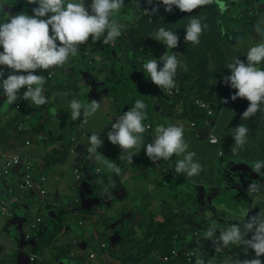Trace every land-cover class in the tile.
Instances as JSON below:
<instances>
[{
  "label": "crops",
  "instance_id": "obj_1",
  "mask_svg": "<svg viewBox=\"0 0 264 264\" xmlns=\"http://www.w3.org/2000/svg\"><path fill=\"white\" fill-rule=\"evenodd\" d=\"M90 1L92 0H84L86 7L91 4ZM244 1L247 0H239V4L244 3ZM67 2H72V0H67ZM221 2L226 6L224 0H221ZM36 6L38 5L28 4L27 0H0V23L5 22L8 17L20 13L33 15L32 9ZM209 6L208 10H195L186 17L187 22L190 23L191 19L195 18L200 20L202 26L206 24L207 28L202 31L198 45L189 42L191 44L190 47L186 48V50L184 49L179 55L175 53L180 63V59H186L189 60L190 66L186 71L178 68L175 76L176 85L171 90H176L178 87L180 91H178V94H180H175L176 97L174 98L152 83L151 78L146 75L142 68L143 61L153 59V56H149L151 52H148L146 48L151 51L161 49L162 42L160 43L159 41L157 43L152 37H150L148 47L145 44L138 43L135 48L133 46L137 42L131 38L125 40L119 46L116 40L113 43L104 44L102 41H94L90 37V42L79 46L78 55L74 58L70 57L69 62L64 66L54 67L50 70L37 69L36 74L46 77L47 82L43 86L42 94L49 102L41 106H35L29 102L39 116H42L39 122H37L34 113L32 115H28L25 112L20 113L24 120H22L21 124L22 131L25 132L23 139L26 140V143L24 142V147H11L13 143L20 145L22 142H15L16 138L9 132L11 130L10 126L9 129L2 128L4 121L7 123L17 113L11 105L8 104L5 107L6 96L3 93V88L0 87V134H2V139H0V164L4 157L19 153L32 158L35 162L38 161L35 178L39 182L41 189L46 191V194H41L43 199L41 201L39 199L40 203L38 204L41 208L38 205L37 207L42 210L47 205L46 209L48 210L43 209L42 215L44 217V214H46L45 218L49 220V223L45 221L41 226L48 227L53 224V219L48 214L50 210L55 211V214H51L52 217L60 218L66 214L68 218L72 217V220L76 221L78 225L77 228L66 231L65 238L59 242H51L39 250L27 246L25 250L30 256L37 255L42 257V261L44 260L42 263L37 258L33 264H46L54 259H61L64 264H185V262L180 263L177 257L170 261L164 260L166 255L170 256L171 252L176 250L173 244L177 242H180V247L177 250L183 251L185 254L187 251L199 249L204 255H207L208 263L206 264H233L235 259L243 261L256 257L254 250L249 248L250 251L247 252L244 245L238 246L230 243L227 246H221L214 244L213 240L218 239L219 236L213 234L212 238H206L207 230L204 229V226L197 225L182 209L184 205H187V207L191 205V198L184 195L191 191L190 185L202 187L212 183V181L206 182L208 178L217 176L211 173L210 165L214 164V158L223 155V149L222 147L212 148L210 146L220 145V142H224V139L232 135L225 129L230 125V123L225 122L227 117L225 110L232 108L231 112L233 113H237L238 110L243 113L249 106V104L246 106L242 105L244 98H237L235 101L231 99L232 94L237 90L232 89L223 82L224 77L231 74L230 69L226 65L232 62L233 58L241 56L243 53L247 54L250 47L264 42L260 40L255 32L254 24L248 29L249 32L240 25L239 31H234V35L228 30L231 36L230 43H232L233 48H237L248 35L250 37L248 44L250 45L247 44L245 46V48H248L246 51H244L245 48L241 52L230 51L227 45L223 46V44H220L224 40L221 39L224 33L219 23V19L222 17L219 6L215 2L209 4ZM10 7L13 8L11 13L8 11ZM261 10H264V5ZM89 12L91 14L90 8ZM244 12H246L245 8L239 7L238 13L234 14V18L238 19L236 15ZM206 15L209 16L206 17ZM123 18L115 20L118 22L122 19L121 23L118 22L123 25L122 32L126 28ZM260 23L264 27V19ZM143 28L142 25L140 31L144 32ZM153 31L156 33L158 29ZM145 32L148 36H154V33H149L148 30H145ZM224 32L227 34V30L225 31L224 29ZM50 34H52L51 26ZM178 37L179 41L184 39L182 35H178ZM162 49L167 54L172 55V50L167 49L166 45ZM0 51H3L2 47H0ZM121 51L122 56L126 55L127 58L128 54L132 53L126 59L125 67L121 69L122 71L125 70L126 78L128 77L126 81L130 79L131 90L125 88L122 91L123 88L117 87L116 89L115 87L106 86L111 79L108 66L115 68L117 63L114 54L121 53ZM91 55L93 57L89 60V66H93L94 61L106 63V66L99 70L100 73H93L88 65L85 64L84 58ZM239 59L247 63V57ZM157 61L160 60L158 59ZM160 64L162 67L161 61ZM195 64H197L199 76L201 75V90L186 91V87H182V81L186 78L187 73L193 75L194 69L192 66ZM257 66L264 69V61ZM8 74H10V70H5L4 78H7ZM49 74H53V77L48 78ZM198 81L199 79L197 78L196 83ZM67 83H74L82 88L83 91L78 90L82 97L80 100L77 98V101L82 104H88L94 99L100 104V108L94 115L88 117L86 123L81 122L83 116L75 121L70 118L69 102L76 99L72 96L71 91H67ZM94 83L98 86L97 94H99L95 98L89 99L88 95ZM24 91H26V87L19 90L18 95L22 97ZM187 95L188 100L184 102L187 99ZM227 97L231 99V105L225 106L223 99ZM137 99L144 101L147 105L145 110L146 119L142 123L147 122L148 125H154L155 128L150 133L152 134L151 137L146 132H144L145 136L141 134L142 143L130 150L132 153H137L132 160H129L128 156L121 159L120 156L123 153L120 146L113 145L108 140L107 133L111 130L112 123L122 116L124 112L130 110ZM177 99L179 100L178 102ZM195 99L209 104L214 113L218 110V107L222 109L217 119L212 118L214 115L208 116L204 110L198 109L197 105L194 104ZM181 101L185 103L184 114L178 112V115L175 109L176 107L179 109ZM260 109L250 119L241 120L242 124L249 128V132L254 134L253 136H256L255 133L264 125V102L261 103ZM10 111H13L14 115H10ZM48 111L51 114L47 113ZM168 111H170V116L173 114V119L168 118L166 120ZM198 112L202 113L199 119L200 125L192 118L189 124L190 130L184 129L185 118ZM44 114L50 115L47 117ZM148 118H151L150 121ZM239 119L237 117V121ZM43 120L46 121L44 122ZM194 122L196 125L194 124L193 126L192 123ZM41 124H43L41 132L36 131L35 127ZM157 125H177L183 128L184 140L189 145L187 151L195 152L194 161L202 165L203 170L198 175L187 177L185 174H177L175 172L177 161L183 159L186 153L181 155L173 154L168 160L161 159L155 164L151 163L152 161L146 155L145 145L152 142ZM198 126L200 128L197 129ZM93 134H98L103 144L98 150L90 152L89 149L92 145L89 138ZM211 134L218 137V144L213 145L209 142L208 137ZM203 135H208V137L204 138ZM27 142L30 144L27 145ZM60 148L66 149L67 152L62 153V150H59ZM92 157H98V159ZM250 161L253 160L251 159ZM107 162H114L120 168V173L117 175L114 170L109 169ZM172 163H175L174 166H172ZM78 164L83 166L82 169L86 168L84 170L93 175V190L90 197H84L80 189L77 190L73 187V169ZM229 166L240 169L243 165L227 164V167ZM12 170V175L9 178H3L1 181L4 183L0 184V201L14 194L13 188L17 187V184L22 179L24 172L22 166L17 165ZM222 171L223 169L221 168L220 172ZM42 177L46 178L44 182L41 180ZM11 181L13 186L9 184ZM262 181L264 182V176ZM183 188L185 189L182 190ZM259 188L264 189L263 187ZM182 191L184 194H182ZM30 193L31 191H28L20 196L15 209L24 205L28 198L32 199L33 191L31 195ZM176 194L179 195L177 196ZM181 195L185 197L180 200ZM258 208V213L264 215V211L260 207ZM65 210L66 212H64ZM181 212H183L181 217L184 222L183 226L175 222L178 220L176 217L178 215L181 216ZM174 213L178 215H174ZM127 214L131 215L132 218L136 216L141 218L131 230L130 239H123V244H120V246L126 247L132 242L130 251H121L120 258H118V251L113 252L115 249L107 245V239L110 242V235L113 234V229L106 228V223L118 221ZM3 223L0 221V245L10 239L6 230L3 229L6 226ZM131 225V222L125 221L124 237ZM191 227L194 228L193 233H190ZM167 232L171 234L170 237ZM251 235L249 233L245 238L248 239ZM97 238L102 240L100 251L93 248V242ZM166 239H170L172 244L171 252L161 256V252L166 251L168 247L161 246L160 242ZM153 241L158 243L152 245ZM233 247L234 249H232ZM12 253L14 257L19 254L16 248H14ZM90 253L95 254L94 259L90 258ZM112 254L114 258H111ZM3 255H1L2 259ZM260 259L264 262V255ZM11 262L13 260H9V264H12Z\"/></svg>",
  "mask_w": 264,
  "mask_h": 264
},
{
  "label": "clouds",
  "instance_id": "obj_2",
  "mask_svg": "<svg viewBox=\"0 0 264 264\" xmlns=\"http://www.w3.org/2000/svg\"><path fill=\"white\" fill-rule=\"evenodd\" d=\"M149 4L152 0H148ZM217 3L221 12L225 11V4L221 0H158L153 12L163 5L165 11L172 12L178 8L181 12L191 13L194 9L204 5ZM28 4L38 5L32 9L33 15L24 13L8 17L0 23V87L6 96V103L12 105L19 97V90L26 87L22 98L35 106L48 103V99L42 94L43 86L47 82L44 75L36 74L37 69L50 70L54 67L64 66L69 62L70 57L78 55L79 46L89 41L91 37L94 41H102L104 44L113 43L121 36L123 25L110 17L118 13L123 7L124 0H92L86 7L84 0H27ZM91 10V14L89 12ZM50 26L51 32L50 34ZM207 28L201 25L200 20L191 19L186 27L184 40L194 45L200 43V35ZM255 32L261 41H264V27L261 23L255 25ZM153 39L164 43L167 49L176 48L179 44V37L176 33L160 27L153 35ZM59 42V43H58ZM131 56L132 53L130 52ZM247 63L233 58L226 67L231 74L224 77L223 82L235 91L231 99L246 98L249 106L242 113L241 120L250 119L257 111L261 110L260 105L264 102V69H259L256 65L264 61V42L257 43L249 48ZM159 60L162 67H158L157 59L143 61L142 68L152 83L161 88L163 92H170L176 85L174 77L177 70H187V66L181 64L175 55L164 53ZM5 70H10L7 78H4ZM26 74H17V73ZM54 98V97H53ZM185 102V101H184ZM70 118L75 121L81 118L82 123H86L88 117L94 115L100 108L99 102L91 100L88 104H82L77 100L69 102ZM147 105L144 101L137 99L135 105L130 110L124 112L114 123L107 133L108 140L113 145L120 146L123 159L128 156L129 160L137 153L130 150L136 148L142 140V135L146 132V124L142 121L146 119ZM154 130L152 125L149 130ZM249 128L243 124L235 127L232 134L234 145L231 151L236 153L247 142ZM92 147L90 152L98 150L103 144L98 134H93L90 138ZM212 142H215L214 140ZM188 143L184 140V131L177 125H157L155 136L152 142L146 145V155L151 161L158 162L161 159L168 160L173 154L183 156L177 161L175 172L185 174L187 177L198 175L203 169L202 165L194 161L195 152H188ZM98 159V157H92ZM107 167L114 170L118 175L120 168L114 162H107ZM252 171L264 176V162L257 161L251 165ZM249 190L255 186L249 184ZM259 188V187H258ZM255 199V198H254ZM223 208V205H220ZM246 217V219H244ZM241 222L234 223L220 232L218 240H213L214 244L227 246L228 244L244 245L245 251L252 249L256 258L245 259L243 261L235 259L233 264H264L260 257L264 255V215L260 213L249 216L248 212L243 213L238 218ZM215 228H209L206 238H212ZM251 233V237H245ZM196 264H203L199 258Z\"/></svg>",
  "mask_w": 264,
  "mask_h": 264
},
{
  "label": "rangeland",
  "instance_id": "obj_3",
  "mask_svg": "<svg viewBox=\"0 0 264 264\" xmlns=\"http://www.w3.org/2000/svg\"><path fill=\"white\" fill-rule=\"evenodd\" d=\"M129 1L134 2V5H133V8L131 9V13L129 14L132 17L129 18V17L125 16L123 18V23H124V25L126 27L125 30L123 31L124 35H130V37H133L140 44H142V45L145 44V46L148 47V42L150 41V37L148 35H146L143 31H140L139 25L141 24L142 21H144L146 19V13L148 11L150 12L149 15H151V13H153L152 8H154L156 6V4L158 3V0H152L151 4H149L148 0H129ZM224 1L226 2V8H225V11L221 12V16L223 18L220 17V19H219V23H220V26H221L220 28L222 29V32L224 33V36H221V39H224V40H222V42H220V44L221 45L223 44V46L227 45V47H228V49H230V51H239V52H241L245 48V46L250 42V37L247 35L246 39L243 40V42H242V44L240 46H238L237 48H233L232 47V43H230L231 36L229 35V31L231 32L232 35H234V31L238 32L239 31V26L241 25L243 28H245L247 30V32H249L248 29L250 28V26H252L253 24L256 25L257 23H260L264 19V10H261V9H263L264 0H247V1H244V3H240V4H239V0H235L236 1L235 4H233L232 0H224ZM90 2H92V1H90ZM143 2H144V4L141 5V3H143ZM123 7H124V4H123ZM239 7H244L245 11H246L244 13H239V15L238 14L236 15V18H238L241 22L238 19L234 18V14L238 13V8ZM127 8H128V6H127V3H126V9ZM209 8H210L209 5H204V6L200 7V8L194 9L193 11H195V10H208ZM158 9L160 10V12H161V14L163 16H166V14H167L171 18L172 21H175V24L173 26L174 29H175V33L177 35L185 36L186 27H187V23L188 22L186 21L187 22L186 24H182L180 18H183L184 16H186L189 13L188 12H181L178 8H175V6H174V9H173L172 12L165 11V7L163 5H161ZM207 16H209V15H206V17ZM151 19H153V18H151ZM121 21H122V19L119 20L118 22L121 23ZM143 27H145L144 24H143ZM134 28H135V30L138 31V34H135ZM224 29H225V31L227 30V34L224 32ZM155 41L157 43L159 42L157 40H155ZM137 45H138V43H136L133 46V48H135ZM190 45L191 44L189 42H186L184 39L180 40L178 46L176 48L171 49L172 50V55H175V53L179 55L180 52H182L184 49L190 47ZM248 45H250V44H248ZM164 46H165V44L162 43L161 44V49H158L157 51H156V49L152 50L153 51V55H154L153 59L156 58L158 60L159 57L164 55V53L166 52L164 49H162ZM153 48H155V47H153ZM247 49L248 48L246 47L244 51H246ZM225 52H226V50H225ZM236 53H238V52H236ZM158 55H160V56H158ZM168 55H170V54H168ZM114 56L116 57L115 60H116V63H117L116 72H115V78L114 77L112 78V76H111L110 82L107 83L106 86H109L111 88L117 86L119 88H123L122 91H124L125 88L131 90L132 89V85L129 84L126 81L127 78H126V75H125V70H123V71L121 70V69H123V67H125V63L127 61L126 59H128L130 57V55L128 54V58H127L126 55H124V57H125L124 58L122 56V51H121V53H115ZM92 57H93L92 55L85 57L84 58V61L86 62L85 64L88 65V67L91 69V71H93V73L94 72L95 73H97V72L100 73L99 70L104 68L106 66V63L105 62H101V61L100 62H97V61L95 62L94 61V65L93 66H89V60ZM238 57L239 58H246V53H243V55L238 56ZM180 61H181V64L186 65L187 68L190 66L189 60L180 59ZM196 65L197 64L192 66V68L194 69L193 75L187 73L186 74V78H184V80L182 81V87L185 86L186 87V91H199V90H201L200 89L201 88L200 87L201 75L199 76V73L197 72L198 69H197ZM256 67L261 69V67H258L257 65H256ZM108 68H110V66H108ZM197 78L199 79V81L196 83ZM66 87H67V91H71V93L73 94L72 96H74V99L77 100V98H78V100H80L82 95L80 94V91H78V90H81V91H83V90H82V88H80L79 85H75L74 83H67ZM173 91L175 92V94H178L179 88L177 87V89L176 90L174 89ZM178 101L179 100L177 99V102ZM186 102H187V100H186ZM248 104H249V101L246 98H244V100L242 101V105L246 106ZM178 105H179V103H178ZM5 107H7V103L6 102H5ZM197 108L200 109L201 111H203L198 106H197ZM175 110H176V113L178 114L179 109L176 107ZM231 110H232V108H229L228 110H225V112L227 113V117H226L225 122L230 123L229 127L225 128V129L227 131H229L231 134H233L234 131H235V127H237L238 125L242 124V122H241L242 113L239 110L237 111V113L236 112L233 113V112H231ZM221 111H222V109H220L218 107V110L215 111L214 116L212 118L217 119V117L220 115ZM16 113H18V112L16 111ZM47 113H50V111H48ZM9 114L10 115H14L13 111H10ZM34 115L36 117L37 122H39V119L42 116H39L38 113H35ZM49 115L47 116L46 114H44V116H47V117H49ZM167 115H168L167 117L165 116L166 120L168 118H172L173 119V114L170 116V111L167 112ZM201 115H202V113L198 112L197 114H195L193 116L186 117L185 118V124H184L183 128L184 129H189V124H190L192 118H193V120L198 122V124L200 125V120L199 119L201 118ZM44 116H43V118H44ZM237 117L240 118L238 121H237ZM151 118H148V120L150 121ZM43 121L45 122L46 120H43ZM143 124L145 125V124H147V122L143 123ZM194 124L196 125L195 122H194ZM2 128L9 129V126L7 125V123H5V121H4L3 125H2ZM152 128H155V126L152 125ZM198 128H200V126H198L197 129ZM153 131L154 130L152 129L151 132H153ZM255 134H256V136H253L254 134L249 132L248 135H247V138H248L247 142L236 153H233L231 151L232 146L234 145V142H235L234 141V137L232 135H229L228 138L224 139V142H220V145L210 146L212 148L222 147L223 155L213 159L214 164L210 165V169H211V173L212 174H216L217 176H214L212 178H208L206 180V182L207 181L208 182L212 181V183H214V181L217 178L220 180V173H221L220 170H221V168L223 170H225V167L227 166V164H241L244 167L245 166L251 167V165H253L257 161L264 162V125ZM142 135H144V133ZM207 137H208V135L204 136V138H207ZM208 140H209V137H208ZM141 143L142 142L140 141L138 144H141ZM208 156H211V155H208ZM251 159L253 161H250ZM251 163H253V164H251ZM174 164L175 163H172V166H174ZM262 171H264V170L262 169ZM254 185L264 188V182L262 181V179H260L259 184H254ZM184 189L185 188H183L182 190H184ZM223 192H224L223 196H225L224 201H225L227 207L229 208V207H231V203L228 201L227 197H228V194H229L230 191L225 190ZM182 194H184L183 191H182ZM21 195L22 194H17V196L19 198H20ZM184 195H181L180 200L185 197ZM12 196H13V194H12ZM251 198L254 200L255 205H257L258 203H257V200L254 199V194L251 195ZM39 207L41 208V206H39ZM39 207L36 206L35 210L32 212L33 220L36 219L37 217H41L43 219V223L45 221L49 223V220H47L45 218L47 215L44 214V217L42 215V212H44V210L43 209L39 210L38 209ZM182 214H183V212H181V216H182ZM174 215H178V214L174 213ZM74 222H75L76 228H77L78 225H77L76 221H74ZM175 222H178L177 223L178 225L180 224V226H183L180 221H175ZM206 225L207 226L205 228H209L208 224H206ZM197 228H199V226H197ZM193 229L194 228L191 227L190 233H193V231H194ZM107 242H108L107 245L110 247V242H109L108 239H107ZM93 244H94L93 248H95L97 251L101 250V248H100V246L102 244V240L101 239H99V238L95 239ZM173 247L176 248V250L179 249L180 242L174 243ZM232 249H234V247ZM169 250L170 249H168V251L166 250V251L161 252V256L163 254L168 253ZM115 251H118V256L117 257L120 258L121 251H126V247L117 245ZM115 251H113V252H115ZM249 251H250V249H247V252H249ZM111 258H114L113 254H112ZM254 258H256V257H253L251 259H254ZM165 263H167V262H165ZM123 264H125V263H123Z\"/></svg>",
  "mask_w": 264,
  "mask_h": 264
},
{
  "label": "water",
  "instance_id": "obj_4",
  "mask_svg": "<svg viewBox=\"0 0 264 264\" xmlns=\"http://www.w3.org/2000/svg\"><path fill=\"white\" fill-rule=\"evenodd\" d=\"M12 10V7L8 9L10 13ZM111 19L112 17H110V20ZM157 62L158 67H161L160 61ZM97 89V84H92V90L88 95L89 99L92 97L95 98L99 94H97ZM151 163L155 164L156 162L154 163L152 161ZM236 168L237 167L232 168L230 166H226L225 170L220 173V180L217 178L214 183L207 184L202 187L190 185L191 191L185 193V195L191 198V205L188 207L187 205H184L182 207L183 211H185L197 225H203L205 228L207 226L206 224H208L209 228L214 227L216 230L214 234L218 236L225 228L234 223L241 222L238 218L241 217L243 213L248 212L249 216H251L258 214L259 211L258 204L255 205L254 200L251 198V192L253 190H249L248 186L249 184L254 185V183L260 181L263 176L261 178L258 174L253 172L252 168L249 166H245L240 169ZM84 169L83 172L85 174V178L80 187L75 189H80V191L84 194V197H90L93 190V175ZM11 175L12 174H10L8 178ZM9 184L10 186H13L12 181ZM13 189V191H15L16 187ZM225 190L230 191L227 197L228 201L231 203V207L229 208L224 201L225 196H223V191ZM32 191L33 194L31 195ZM31 193L30 195L32 199L28 198L24 205L15 209L13 216L0 220L5 223L6 226L3 229L6 230L8 237L10 238L9 241L0 245V264H9V260H13V262L16 261V264H33L35 262H31V256L25 250L27 246H31L39 250L51 242H59L65 238L66 231L76 228V224L72 220V217L68 218L66 214L60 218L55 216L52 217L51 214H55V211L50 210L48 214L49 217L53 219V224L49 227H43L40 225L35 230H31L29 228V224L33 221L32 212L40 203L41 199H43L41 198V187L39 182L35 181ZM220 205H223V208H221ZM46 208L47 205L43 207L44 210H48ZM64 212H66V210ZM181 217L182 216L178 215L176 217L178 219L177 221H181V224L184 225ZM139 218L141 217L136 216L135 218H132L131 215L127 214L118 221L106 223V228L113 229V234L110 235V247L112 249L116 250L117 245L123 244V239H130V232L136 225ZM244 219H246V217H244ZM126 220L131 222L132 225L124 237L123 232ZM209 228L205 229L208 230ZM131 243L126 246V251H130L129 249L131 247ZM14 248H16L19 252L16 257H14V254L12 253ZM3 253H5V255H3ZM1 255H3V259L1 258ZM38 258L42 261V257ZM13 262L11 263L13 264ZM43 262L44 260L42 263ZM46 264H64V261L61 259H54L52 262L48 261Z\"/></svg>",
  "mask_w": 264,
  "mask_h": 264
},
{
  "label": "built area",
  "instance_id": "obj_5",
  "mask_svg": "<svg viewBox=\"0 0 264 264\" xmlns=\"http://www.w3.org/2000/svg\"><path fill=\"white\" fill-rule=\"evenodd\" d=\"M90 40H91V38H89L88 42H90ZM88 42H86V43H88ZM52 77H53V74L48 75V78H52ZM167 93L170 97H173V98L175 97L174 91L170 90V92H167ZM26 103H29V102L24 100L22 97H20L11 106L14 108L15 111L22 113L23 112L22 107ZM194 104L197 105L202 110H204L208 116L214 115V110L212 109V107L209 104L203 102L202 100L195 99ZM223 104L225 106L231 105V99L228 97L224 98ZM184 105H185V103L183 101H181L180 105H179V112L181 114H184ZM192 125L194 126V123H192ZM19 129L22 130L21 125H20ZM146 129L149 130L150 125L147 124ZM213 140L215 142H212ZM209 142L213 145H216L219 143V139L216 135L211 134L209 136ZM29 144L30 143L27 142V145H29ZM37 162L38 161L35 162V160H33L32 158H29L26 155H23L22 153L12 155L9 157H4L2 163L0 164V183H2L1 181L3 178L5 179L6 177H8L11 174L12 169L17 165H22L24 172H23V176H22L21 181L17 184L16 190H15L13 196L11 195L10 197L6 198L5 200L0 201V219H4V218L10 217V216H13V212L15 210V207L20 200L19 197L17 196V194L27 193L28 191L32 190L34 183L36 181V178H35L36 173L35 172H37V166H38ZM98 172H99V170H98ZM73 174H74L73 187L78 188V187H80L81 183L83 182V180L85 178L82 166L79 164L74 166ZM41 180L44 182L46 180V178L42 177ZM41 194L45 195L46 191L41 189ZM253 194H254V198L257 200L258 206L261 208L262 211H264V189L256 188L254 190ZM41 224H43V219L40 217H37L32 222H30L29 228L31 230H35ZM216 240H218V239H216ZM177 255H178V252L176 250H173L171 252V255L166 256L164 258V260L170 261L171 259H173ZM186 257H187L186 260H187L188 264H196L197 258H199L201 261H203V264L208 263L207 255H204V253H202L199 249L187 251ZM37 258H38V256H36V255L31 256V262H35L37 260ZM90 258L94 259L95 254L90 253Z\"/></svg>",
  "mask_w": 264,
  "mask_h": 264
},
{
  "label": "trees",
  "instance_id": "obj_6",
  "mask_svg": "<svg viewBox=\"0 0 264 264\" xmlns=\"http://www.w3.org/2000/svg\"><path fill=\"white\" fill-rule=\"evenodd\" d=\"M127 1L124 0V7L118 13H116L114 16H112L111 20H116L118 18H122V17H125V16L126 17H130V18L132 17L129 14L131 13V9L133 8L134 2H131L129 0H127ZM232 2H233V4L236 3L235 0H232ZM126 3H127V6H128L127 9H126ZM149 13H150L149 11L146 13V19L144 21H142L141 24L139 25L140 28L142 27L143 24L145 25V27L143 28L145 34H146L145 30H148L149 33H151L153 30L159 29L160 27H164L166 30H170V31L175 33V29L173 27L174 24H175V21H172L171 18L167 14H166V16H163L159 9H158V11L156 13H154V12L151 13L152 16L149 15ZM187 16H189V14H187L183 18H180L182 24H186L187 23L186 22V17ZM151 18H153V19H151ZM188 25H189V22L187 23V26ZM134 32H135V34H138V31L135 30V28H134ZM153 33L155 34L154 31L152 32V34ZM149 37H150V35H149ZM129 38H131L135 42L139 43L133 37H130V35H124V32L121 34V36H119L115 40L118 42L119 46H121L124 43V41L125 40H129ZM146 49L148 50V52L149 51L151 52V53H149V56H151V57L154 56L153 55V51H151L149 48H146ZM108 70L110 71V75L112 76V78L113 77L115 78L116 66H115V68L111 67ZM88 72L92 73L91 71H88ZM174 79H175V77H174ZM131 81L133 82L132 78H131ZM127 82L130 84V79ZM115 88L117 89V86H115ZM186 97H187V99H185V102H186V100H188V95ZM30 105L31 104H29V103L25 104L22 107L23 112L27 113L28 115H32L33 113L34 114L37 113V111H35V109L33 107H31ZM22 120L23 119H22L20 113L18 112L15 116L11 117V119L7 122V125L10 126V129H11V130H9V132L12 134V136L14 138H16L15 142H18V141L22 142V144H20V145H17V144L13 143L11 145V147H13V146L14 147H16V146L24 147L25 146V143H26L25 141L26 140L23 139V137L25 135V132L19 129L20 125L22 124ZM35 129H36V131L38 130L39 132H41V130L43 129V124L37 125L35 127ZM1 136H2V134H0V139H2ZM59 150H62V153H66L67 152V150L64 149V148H60ZM3 183L4 182H2L0 184H3ZM167 235L170 237L171 234L169 232H167ZM157 243H158L157 241H153L152 245H155ZM160 243H161V246L168 247V249H170L169 252H168V254H170L171 246H172V244L170 243V239H166L164 241H161ZM168 249H167V251H168ZM177 252H178V255L176 257L179 260V262L180 263H182V262L184 263L185 262V264H188V262L186 260L187 259L186 254L183 251H179V250H177Z\"/></svg>",
  "mask_w": 264,
  "mask_h": 264
},
{
  "label": "flooded vegetation",
  "instance_id": "obj_7",
  "mask_svg": "<svg viewBox=\"0 0 264 264\" xmlns=\"http://www.w3.org/2000/svg\"><path fill=\"white\" fill-rule=\"evenodd\" d=\"M151 133V130H146V134H148V135H150V137L152 136V134H150ZM244 166H242V168H243ZM246 169V168H245ZM261 178H262V176L261 175H259ZM259 183V182H258ZM258 183H254V184H258ZM255 186V185H254ZM256 188H258V186H255V189Z\"/></svg>",
  "mask_w": 264,
  "mask_h": 264
}]
</instances>
